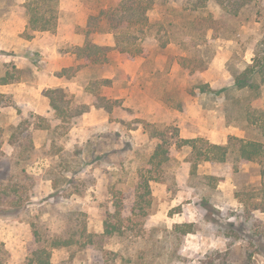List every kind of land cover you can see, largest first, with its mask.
Instances as JSON below:
<instances>
[{"label": "rangeland", "instance_id": "374dc122", "mask_svg": "<svg viewBox=\"0 0 264 264\" xmlns=\"http://www.w3.org/2000/svg\"><path fill=\"white\" fill-rule=\"evenodd\" d=\"M75 1L83 7L82 14L60 9L59 26L49 32L62 51L74 50V43L59 37L69 29L68 24L88 19L90 14L83 0ZM21 2L0 0V32L6 34L3 40L0 37V77L10 73L35 81L30 69L43 65L38 48L29 52L28 67L20 69V74L14 70L17 53L13 48H19L15 41L17 37L26 39L25 31L19 33L24 29L17 8ZM63 2L74 6L71 0ZM190 10L186 0H156L149 12L151 32L171 41L164 51L149 37L140 42L144 54L132 60L117 50L107 52L106 61L99 64L77 58L73 75L83 91L69 93L75 103H89L90 112L59 136L58 144L66 155L55 159L60 188L69 186L67 180L74 185L69 193H55L46 172L50 159L41 158L27 166L0 163V264H29L33 226L46 239L63 236L77 232L73 222L81 214L89 233L104 234L114 202H121L122 233L96 238L94 245L85 247L86 240L76 236L77 245L52 251L51 264H264V213L250 211L252 205L264 203V160L243 165L225 182L212 185L207 179L212 173L208 162L199 163L196 176L181 175L180 164L190 149L177 148L178 136L172 135L176 129L180 138L189 139L185 137L189 131L200 132L203 135L196 138L223 144L226 124L241 126L248 135L257 136L240 119L249 104L264 106V88L258 96L235 91L233 75L252 64L264 49V0H254L239 19L227 17L211 0L196 15ZM210 12L229 25L218 39L212 40L213 31L207 32L209 45L198 54L196 44L203 33L193 29V20ZM107 33L114 42V34L107 30L94 33L92 39ZM48 45L53 47L54 42L48 41ZM182 56L190 57L188 64L197 68L194 73L180 65ZM202 62L207 64L204 71ZM206 84L210 92L200 89ZM104 99L109 103L120 100L122 107L116 106L111 116L94 106L105 104ZM19 107L12 95L0 103V155L12 154L9 126L20 118L31 124L37 149L47 140L45 131L35 129L38 115ZM119 121H131L139 128L130 129ZM153 129L168 130L173 159L164 166L161 181L151 182V206L132 210L128 203L134 200L138 171L159 143L151 137ZM142 193L138 190V196ZM184 224H192V233L182 234L177 227Z\"/></svg>", "mask_w": 264, "mask_h": 264}, {"label": "trees", "instance_id": "16d2710c", "mask_svg": "<svg viewBox=\"0 0 264 264\" xmlns=\"http://www.w3.org/2000/svg\"><path fill=\"white\" fill-rule=\"evenodd\" d=\"M85 6L90 10L87 21V28L84 30L86 37L85 44L82 47H76L73 53L79 59L88 60L90 63L99 64L106 61V53L117 50L127 59H134L144 54V49L140 42H144L149 37L154 38L160 50L164 51L171 43L170 40H163L158 34H153L152 24L149 18V12L154 8L156 0H83ZM191 13L195 15L206 10L210 0H186ZM227 17L239 19L240 16L252 7L254 0H211ZM60 0H23L17 5L18 12L27 21L24 37L26 39L34 38L39 32H55L58 26L60 13ZM195 30L203 33L200 35V41L196 44L199 48L198 54L204 51L209 45L210 40L206 38L209 31H213L212 40L222 37L220 31L223 27L229 25L223 22L222 17H216L213 13L203 16H197L193 20ZM103 25L107 28L104 29ZM100 26V27H99ZM107 30L114 34V47L100 46L94 43L92 35L96 32ZM259 53V54H258ZM253 59L252 64H248L246 68L233 75V89L238 92L247 91L256 96L260 95L264 88V49L258 52ZM101 57H104L103 60ZM190 57H180V65L183 68L194 73L197 68H191L188 64ZM196 62V60H195ZM202 71L207 69L205 62L201 63ZM18 74L22 70L14 68ZM74 67L64 69L57 75L60 78L72 79L74 77ZM23 78L14 76V74L6 73L0 77V85H8L16 83ZM109 81V80H106ZM203 92H210L211 88L206 84L200 87ZM44 96L49 100V108L44 116L38 115L39 119L35 129L43 130L47 133V140L40 149H37L33 143V136L30 123L22 122L21 118L17 119L9 126L11 136L8 143L13 147L12 154L2 153L0 155V163L11 165L16 162L27 166L39 159H50L51 164L46 170L50 174V179L54 182L55 193H69L74 185L73 180H67L66 185L61 189L60 177L58 176L59 165L55 163V159L61 158L66 153L58 144L59 136L67 134L72 128L73 123L80 120L84 114L90 111L89 103H75L74 96H71L65 88H54L44 92ZM7 95L0 93V103L3 102ZM98 97L95 99L98 101ZM105 104L96 103L94 106L104 109L109 115L113 116V110L116 106L122 107L120 100L109 103L104 99ZM20 111H26L28 108L19 107ZM242 120L246 123V127H253L257 136L250 134L246 138L231 136L227 144H212L203 138L182 139L179 137L178 130H173L172 135H177L178 140L175 143L177 148L188 147L190 153L187 159L180 164L179 170L183 171V177H193L197 175V168L200 162H208L212 167V173L207 177L212 185L225 182L228 178L237 174L243 165L256 163L264 160V106L248 105L242 112ZM130 129H138L139 126L134 125L131 121H119ZM141 126V125H140ZM146 125L143 128L146 129ZM148 129V128H147ZM168 130L161 131L157 129L151 130V137L157 139L159 143L156 145L154 152L150 156L146 165L142 166L138 171V184L132 194L134 195L133 203H128L129 208L134 210L139 207L145 210L151 206L152 190L151 182H160L164 166L173 159L172 144L167 139ZM1 145V144H0ZM62 159V158H61ZM9 171L10 169L7 168ZM24 171V169H23ZM69 173V172H67ZM151 173H153L151 175ZM68 175V174H67ZM143 193L138 196V190ZM58 197V194H56ZM55 196V197H56ZM59 198V197H58ZM144 205V206H143ZM121 202H114V213L109 214L105 220V231L102 235L92 234L88 232L85 219H81V214L76 216L73 222L78 228L77 232L66 233L63 236L53 238H44L40 228L33 226V240L29 245L31 258L29 264H51L52 251L60 248H69L77 245L79 241L75 240L76 236L85 239L84 247L94 245L96 238L113 237L116 233H122L124 218L122 217L119 207ZM146 207V208H145ZM250 211H258L264 213V203L252 205ZM83 216V215H82ZM130 220V218H128ZM234 228L235 224H230ZM192 224H184L177 227L183 235L192 233ZM71 227L70 229H72ZM232 230H235L232 229ZM256 235V234H255ZM255 235L252 237L255 239ZM262 251L264 248L261 246Z\"/></svg>", "mask_w": 264, "mask_h": 264}, {"label": "crops", "instance_id": "0c3cea01", "mask_svg": "<svg viewBox=\"0 0 264 264\" xmlns=\"http://www.w3.org/2000/svg\"><path fill=\"white\" fill-rule=\"evenodd\" d=\"M71 3H73L74 6H72V4L67 6L64 4L63 0H61V11L63 10L67 14H82L81 9H83V7H78L79 4L76 1L74 2V0H71ZM20 20L23 22L24 29L19 33H23L26 30L27 21L23 17H21ZM87 21L88 19L84 17L83 20L82 18L79 19V21L73 20L71 25L70 23L68 24L69 29H67L66 33L59 37L63 40L67 39L69 43H74V48L82 47L86 41L84 30L87 28ZM3 33L5 32H0L1 40H3L6 35ZM50 36H53V34L49 32H39L36 33L32 39L17 37L18 39L15 41V44L19 45V48H17V50L16 48H13L16 51L15 53H17L13 58L14 61H17V68L24 69L25 67H28L26 61L27 59H30L29 52L31 53V50L33 51L35 48L39 49L43 65L41 69H37L36 67L30 69L32 75L36 77L35 81L22 79L16 83L0 85V93L12 95L18 106L30 108L29 110H33L34 113L40 116H44L49 108V100L44 96V91L54 88H65L67 91L74 94L83 91V87L77 82L76 77H73L70 80L64 77H58L57 74L62 70L75 67V64H77V56L70 50H60L58 47V40H51ZM95 36V44L108 47L115 46V41L113 42L109 33L96 34ZM48 41H53L54 46L49 47ZM20 47H22L21 50ZM24 47H26V50L25 52L23 51V53L22 50ZM139 66H141V62ZM182 133L184 132L182 131ZM199 135H203V133L189 131V135L185 137L195 139ZM247 135L248 134L241 126L233 125L232 127L225 124L223 129V136H225V138L223 139V144L220 145L227 144L228 139L231 136L246 138Z\"/></svg>", "mask_w": 264, "mask_h": 264}]
</instances>
